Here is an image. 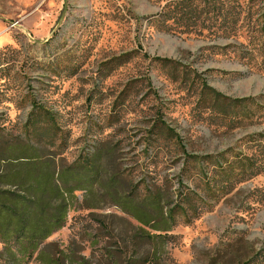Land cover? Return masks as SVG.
<instances>
[{
	"label": "rangeland",
	"instance_id": "rangeland-1",
	"mask_svg": "<svg viewBox=\"0 0 264 264\" xmlns=\"http://www.w3.org/2000/svg\"><path fill=\"white\" fill-rule=\"evenodd\" d=\"M94 152L57 264H264V0H0V190ZM114 177L161 193L151 224Z\"/></svg>",
	"mask_w": 264,
	"mask_h": 264
},
{
	"label": "trees",
	"instance_id": "trees-1",
	"mask_svg": "<svg viewBox=\"0 0 264 264\" xmlns=\"http://www.w3.org/2000/svg\"><path fill=\"white\" fill-rule=\"evenodd\" d=\"M100 154L94 152L86 158L75 160L68 168L67 163L54 168H42L33 174L29 194L0 190V238L11 243L22 255L32 257L38 253L37 258L44 264H57L44 254L41 246L49 236L65 226L68 212L74 204L71 201L77 199L75 192L98 178L96 164ZM107 186L112 197L125 205L123 210L139 224L152 223L145 205L160 204L161 193L151 194L149 190H140L139 185L119 177H114ZM128 190L130 197L126 196L129 195ZM173 211L175 213L170 216L159 218L151 228L154 231H170L177 220L176 210ZM105 226L103 228L109 231L107 237H113V230ZM151 235L162 237L161 233Z\"/></svg>",
	"mask_w": 264,
	"mask_h": 264
}]
</instances>
